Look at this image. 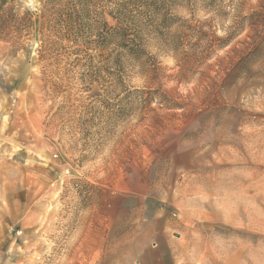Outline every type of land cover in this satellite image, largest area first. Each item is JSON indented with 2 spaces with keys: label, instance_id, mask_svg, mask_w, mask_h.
<instances>
[{
  "label": "rangeland",
  "instance_id": "1",
  "mask_svg": "<svg viewBox=\"0 0 264 264\" xmlns=\"http://www.w3.org/2000/svg\"><path fill=\"white\" fill-rule=\"evenodd\" d=\"M0 264H264V0H0Z\"/></svg>",
  "mask_w": 264,
  "mask_h": 264
},
{
  "label": "trees",
  "instance_id": "2",
  "mask_svg": "<svg viewBox=\"0 0 264 264\" xmlns=\"http://www.w3.org/2000/svg\"><path fill=\"white\" fill-rule=\"evenodd\" d=\"M78 1H82V0H78ZM126 51H128L129 54L131 55H135V54H138V53H142L141 51L142 50H139L138 48H132L130 49V46L124 48ZM128 49V50H127Z\"/></svg>",
  "mask_w": 264,
  "mask_h": 264
}]
</instances>
